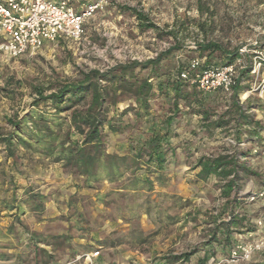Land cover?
I'll list each match as a JSON object with an SVG mask.
<instances>
[{
	"label": "rangeland",
	"instance_id": "1",
	"mask_svg": "<svg viewBox=\"0 0 264 264\" xmlns=\"http://www.w3.org/2000/svg\"><path fill=\"white\" fill-rule=\"evenodd\" d=\"M69 2L78 7L81 0ZM138 14L145 19L139 20ZM145 23L155 28H143L141 24ZM256 35L264 39V0H108L85 22L80 40H61L44 45L33 55L3 60L0 264H42L45 259L48 264H88L81 255L95 250L99 251L93 260L96 264H169L166 257L189 251L196 253L188 261L175 264H226L229 249L222 243L224 234L218 235L221 243L208 244L214 221H228L220 182L212 176L200 181L192 169L200 155L217 153L235 152L239 162L255 172L241 181V193L246 197L233 211L241 220L230 228L232 246L260 237L257 230H247L254 227L252 220L264 208V200H248L250 192L264 187L261 131L238 143L233 137V122L208 133L196 129L198 117L182 119L173 138L176 155L162 173L166 181L162 185L155 182L152 191L123 190L119 188L121 181L107 180L86 188L83 179L73 176L61 163L16 143L13 154L8 155L2 142L16 130L11 122L47 108L31 105L35 86H55L81 78L82 72L153 58L174 43L181 46V51L168 60L188 59L193 54H187L186 48L193 49L199 43L214 42L233 49ZM247 69L238 75L245 72L243 86L252 82ZM241 93L240 98L246 99ZM207 96L210 110L220 113L225 109L222 99ZM127 104L129 101L122 99L118 111ZM242 107L264 128V96L250 94ZM132 118V113L125 114V131L107 137L109 152H115V144L125 141L127 135H134L141 123L132 124ZM185 146H189L190 155L183 151ZM6 202L18 208L6 210ZM40 202L43 209H31ZM29 233L43 241L35 245L28 240ZM42 248L46 253L40 251ZM229 264H264V250L253 252L248 260Z\"/></svg>",
	"mask_w": 264,
	"mask_h": 264
},
{
	"label": "trees",
	"instance_id": "2",
	"mask_svg": "<svg viewBox=\"0 0 264 264\" xmlns=\"http://www.w3.org/2000/svg\"><path fill=\"white\" fill-rule=\"evenodd\" d=\"M138 19L145 17L138 14ZM141 26L154 27L150 23ZM178 51H181V46L174 43L153 58L131 60L104 71L89 70L82 72L77 80L55 86H35L36 97L31 105L35 109L47 108L31 111L22 119L11 122L16 130L2 140L8 155L13 154L16 143L61 163L73 176L82 178L86 188L107 180L121 181L119 188L123 190L152 191L155 182L162 185L166 181L162 173L176 155L173 138L182 119L189 121L193 116L198 117L196 129L208 133L226 128L233 122L236 142L251 139L261 131L260 143L264 144V128L253 120L239 100V93H244L249 87L242 85V81L247 79L243 76L245 72L238 76L229 97L219 89L203 92L180 76L184 71L189 72V62L193 57H198L200 63L196 70L190 72L191 76L202 68L232 62L238 56V48L227 49L214 42L199 43L193 49L186 48L187 54H193L188 59L168 60ZM246 72L249 74L248 69ZM207 94L222 99L225 109L220 113L210 110ZM122 99H127L129 104L118 111V103ZM127 113L133 115L132 124L138 125V121L141 124L135 128L134 135L129 134L125 141L115 144V152H109L105 140L109 135L125 131L123 116ZM183 151L188 155L191 153L189 146L183 147ZM237 155L235 152L200 155L192 165L198 180L205 181L212 176L220 182V194L227 203L223 212L229 210L228 221H214L208 244L221 243L218 235L224 234L222 243L229 251L233 247L230 228L241 220L233 211L240 199L246 197L241 193V181L244 176L255 175L239 162ZM3 207L6 210L18 208L7 202ZM31 209H43V204L36 203ZM146 212L149 214L150 209L146 208ZM254 229L251 226L247 232ZM34 235L29 233L28 240L35 245L43 241ZM40 251L46 253L43 248ZM195 253L189 251L165 259L167 263L175 264L188 261ZM42 264H48V260H42Z\"/></svg>",
	"mask_w": 264,
	"mask_h": 264
},
{
	"label": "built area",
	"instance_id": "3",
	"mask_svg": "<svg viewBox=\"0 0 264 264\" xmlns=\"http://www.w3.org/2000/svg\"><path fill=\"white\" fill-rule=\"evenodd\" d=\"M108 0H81L73 7L69 0H0V67L5 59H16L33 55L46 44L61 40H80L85 22L100 11ZM199 58L189 62V72L180 74L203 92L221 90L226 97L232 94L239 71L248 68L251 84L244 91L246 97L256 93L264 96V39L256 35L238 47V56L232 62L220 66H208L191 76L199 67ZM240 98V97H239ZM240 98V102H243ZM264 200V187L250 192L248 200ZM255 230L261 233L250 242L236 243L229 251L224 263L248 260L253 252L264 250V208L252 220ZM255 234V233H253ZM99 251L81 255L88 264ZM80 257V256H79Z\"/></svg>",
	"mask_w": 264,
	"mask_h": 264
}]
</instances>
